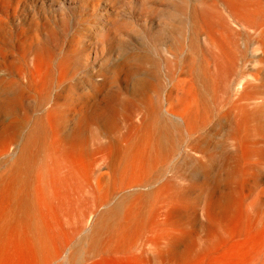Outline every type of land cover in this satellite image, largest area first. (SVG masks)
I'll return each instance as SVG.
<instances>
[{
  "label": "rangeland",
  "instance_id": "374dc122",
  "mask_svg": "<svg viewBox=\"0 0 264 264\" xmlns=\"http://www.w3.org/2000/svg\"><path fill=\"white\" fill-rule=\"evenodd\" d=\"M204 5H214L231 29L225 41L213 31L225 51L222 71L220 47L197 31ZM262 30L237 20L226 0H0V178L41 117L57 119L63 136L79 133L88 154L78 165L92 166L101 142L154 113L167 129V154L146 184L115 191L111 204L170 178L186 186L195 176L188 162L218 163L234 150L235 122L259 151L236 175L252 203L264 189ZM196 96L204 117L188 128L183 116Z\"/></svg>",
  "mask_w": 264,
  "mask_h": 264
},
{
  "label": "bare ground",
  "instance_id": "6f19581e",
  "mask_svg": "<svg viewBox=\"0 0 264 264\" xmlns=\"http://www.w3.org/2000/svg\"><path fill=\"white\" fill-rule=\"evenodd\" d=\"M226 1L237 20L263 27L264 47L261 2ZM196 23L205 41L220 47L215 61L222 71L225 51L213 31L225 41L229 25L214 5H204ZM200 102L196 96L183 116L188 128L204 117ZM55 120L36 122L0 178V264H264V189L248 203L236 178L240 162L259 151L238 122L229 132L234 150L222 152L218 163L192 159L195 176L186 186L170 178L111 204L115 191L147 183L167 154V129L150 113L142 126L101 142L94 164L83 166L82 137L63 136ZM106 122L112 126V117Z\"/></svg>",
  "mask_w": 264,
  "mask_h": 264
}]
</instances>
